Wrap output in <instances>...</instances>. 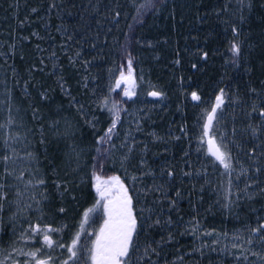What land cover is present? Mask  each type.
<instances>
[{
	"label": "rangeland",
	"instance_id": "374dc122",
	"mask_svg": "<svg viewBox=\"0 0 264 264\" xmlns=\"http://www.w3.org/2000/svg\"><path fill=\"white\" fill-rule=\"evenodd\" d=\"M55 1L61 42L56 45L49 33L51 25L45 24L49 43L46 48L38 47V55L42 59L44 53V72L55 76L66 102L57 109L58 114H63L58 122L53 125L55 121L48 117L45 123L51 132L48 145L61 140L60 163L55 170L53 159L50 160L53 173L41 167L30 146L34 134L31 138L20 134L11 142L18 156L0 161L12 165L10 172L4 166L0 175V235L11 223L8 237L15 245L11 247L13 254L0 253V262L36 264L25 254L37 251L33 248L37 240V257L47 255L49 264H91L88 249L105 216L97 205V183L90 180L94 143L88 132H94V137L105 125L110 95L119 90L130 93L126 95L130 106L119 117L109 151L114 177L124 181L121 184L132 200L137 221L128 264H145V251L153 248L157 234L166 224L170 228L176 225L175 232L185 227L191 216L190 207L195 200L200 201L199 195L208 188H221L226 199L234 197V205L239 203L233 213L238 232L249 229L256 241L264 242V27L257 25L264 19V0H214L212 13L220 11L215 17L209 12L206 16L211 21L200 30H209L206 36L213 40V47L209 39L201 41L203 33L199 29L171 16L182 0H161L137 37L134 61L138 75H123L124 79L117 72L118 46L129 20L148 0ZM257 15H261L259 20ZM195 16L200 24L202 18L198 13ZM232 16L238 18L232 26V37L214 36L216 28L226 29ZM248 26L254 32L249 37ZM254 27H258L257 31H253ZM184 29L187 34L194 32L183 37ZM233 43L240 49L236 57L231 51ZM207 51L211 52V59ZM216 65L220 74L208 83L205 76ZM68 78L79 87V94L73 95ZM126 79L128 87L121 86ZM217 83H222V87ZM153 91L160 94L156 99L151 98ZM193 92L198 99L192 98ZM217 96L222 97V102L213 114L209 135L205 136L204 125L217 105ZM42 100H46L45 93ZM210 139L230 156L229 168L208 155L205 143ZM44 144L42 140V153L48 148ZM100 184L105 187L103 182ZM92 208L97 210L86 218L85 213ZM36 227L54 229L48 233L53 247L44 243L43 232L32 231ZM77 236V256L69 259L68 247ZM244 237L246 234H239L235 239ZM139 248L143 253H139ZM261 256L259 253L253 257L248 251L247 259L254 258L251 264H264V260L258 262Z\"/></svg>",
	"mask_w": 264,
	"mask_h": 264
},
{
	"label": "trees",
	"instance_id": "16d2710c",
	"mask_svg": "<svg viewBox=\"0 0 264 264\" xmlns=\"http://www.w3.org/2000/svg\"><path fill=\"white\" fill-rule=\"evenodd\" d=\"M213 2L215 1L187 0L183 10L180 9L178 17L185 19L186 14L198 13L200 16L201 13H212ZM53 3L55 6L52 5ZM161 3V0H148L129 20L116 54L117 72L125 76L129 75V67H131V75H138V66L134 61L137 37ZM57 8L55 0H0V161L5 157L18 156L11 144L18 135L22 134L31 138L34 134L35 139L30 140V146L34 147L32 148L34 155L40 161L41 167L49 170L50 173H53L50 166L51 159H53L51 160L52 166L55 170L58 169L61 140L48 145L51 132L45 123L49 117V120L55 121L53 124L55 125L60 115H63L58 114L60 111L57 109L63 107L66 102L62 99L61 87L55 76L46 75L44 72L46 68H43L42 61L45 60V56H43L44 53L41 54V59L38 55L41 48L38 47L48 46L46 36L48 32L44 30L45 24L48 23L51 25L49 33L56 39V45L61 42L58 32L61 21L58 18ZM56 11L57 15H54ZM49 13L53 14L49 15ZM225 20L229 21V18ZM229 23L226 29L228 37L231 38L232 26L237 22ZM213 43L209 45L212 46ZM206 53L211 59V52ZM67 81L73 95L79 94V87L75 86L72 79L68 78ZM43 93L46 95V100H42ZM109 100V108L113 109L115 106L118 118L109 109L108 118L105 116L103 120L105 125L95 134L96 136L92 137L94 132H88V138H92L95 150L92 149L90 163L92 183L110 181L115 175L111 169L109 149L113 135L118 129L119 117L121 118L130 106V100L121 90L111 94ZM114 118L116 126L108 138L105 133L112 126ZM37 128L44 129L39 132ZM42 140L48 147L43 153L41 151ZM17 165L20 166L19 163ZM4 166H7L8 172L12 169L11 163L9 165L0 164V175H3ZM119 182L121 184L124 181L119 178ZM103 186L107 187L104 184ZM5 193L10 194L11 192ZM97 198L99 199L98 195H96ZM199 199L200 201L195 200L193 207H190L192 212L189 223L181 227L180 231L175 232L178 228L176 225L170 228L166 224L162 227L157 234V241L154 242L153 248L145 251L148 256H145V264H251L253 257L259 253L262 256L258 262L264 260V242L256 241L252 236V231H248L249 229H244L245 232H238V224L234 220L233 213L238 209L239 203L234 205V197L226 199L221 188L213 190L208 188L202 195H199ZM230 203L233 205L229 206ZM53 216L56 217L55 214ZM169 217L174 223L176 220L174 213H171ZM10 224L0 235L2 241L0 253H12L11 247L14 248L13 240L8 237V231L12 226ZM239 234L242 236L246 234V237L236 240ZM38 247H40L39 242L36 240L33 248L38 249ZM138 250L139 253H143V249ZM248 251L253 255L249 257L250 259H247ZM41 256V260L47 259V255L42 254ZM19 262H22L21 258Z\"/></svg>",
	"mask_w": 264,
	"mask_h": 264
},
{
	"label": "snow or ice",
	"instance_id": "6c2138e0",
	"mask_svg": "<svg viewBox=\"0 0 264 264\" xmlns=\"http://www.w3.org/2000/svg\"><path fill=\"white\" fill-rule=\"evenodd\" d=\"M235 32V29H233ZM231 51L233 56L236 57L239 54V45L233 43L231 46ZM131 76V67H129V77ZM121 79H124L123 74ZM120 81H117L119 85ZM125 95H130L129 92H125ZM152 96H158L159 93L153 91L150 93ZM192 98L194 100L199 97L195 92L192 93ZM217 105L213 107L212 112L208 115L207 123L204 125V135H209V128L213 121V114H215L217 108L219 107L220 102H222V97L217 96ZM118 118V113L113 109H110ZM116 126V119H113L112 126L108 129L105 136L110 138V134ZM103 139V138H102ZM210 152L211 155L215 157L226 169L230 167L231 158L224 151L221 150L219 146H215L214 141L209 140ZM5 160L8 158L5 157ZM171 175V173H169ZM99 178H97L98 180ZM104 185L111 184L112 187H101L100 183L96 185V191L99 195L97 200V205L103 208V213L105 216L104 223L99 229V232L95 234V240L92 243L90 249H88V257L91 261V264H128L130 259V247L133 241V234L137 228L136 217L133 215L132 200L128 195L127 189L124 188L119 182V178L112 177L110 181L103 182ZM97 209H89L85 213V217L89 218V213L95 212ZM63 211V209H61ZM261 228H264V225H261ZM32 231L35 234H41L43 232L44 243L53 247V241L49 237V232L54 231V229H48L47 231L40 229L39 227L33 228ZM253 231H258V229H253ZM79 236L77 239L73 240L71 246L68 247V252L71 254L69 259H72L77 256ZM63 247L64 245H59ZM40 249H37L36 252L26 253L25 255L31 256L36 260V264H49V260H41L37 257V253ZM50 259V258H49ZM2 264V262H0ZM64 264H68L67 261Z\"/></svg>",
	"mask_w": 264,
	"mask_h": 264
},
{
	"label": "bare ground",
	"instance_id": "6f19581e",
	"mask_svg": "<svg viewBox=\"0 0 264 264\" xmlns=\"http://www.w3.org/2000/svg\"><path fill=\"white\" fill-rule=\"evenodd\" d=\"M183 1V3L182 4H177V6H175L176 8L173 10V12H172V15L171 16H175L173 19H175L176 21H179V20H181V21H183L184 23H186L187 22V24L189 25V27H191L192 29H195V30H198L199 29V32L200 33H203V34H201L200 35V38H201V41L203 42V41H205V40H207V39H209V42L210 43H212V41L210 40L211 38H209V37H207L206 35L208 34V31L209 30H204V31H200V30H202L207 24H209L210 23V19L208 18V16L210 15V13H209V15L208 14H206V13H201V15H200V17L202 18V21L200 22V24H198L197 22H196V16H195V14L194 15H190V14H186L185 15V19L184 18H182V19H180L179 17H178V13H179V11H180V9L181 10H183L182 8H183V6L186 4V2H187V0H182ZM179 6H181V8L179 9ZM217 11H220V10H215L214 11V13H212L213 15H214V17L216 16V12ZM211 14V17H213V15ZM206 15H208V16H206ZM258 16V20L261 18V15H257ZM231 20H230V22H236V20H238V18H236V17H231L230 18ZM254 21H256V20H254ZM180 22V21H179ZM182 22V23H183ZM182 23L181 24H179L178 23V25H182ZM200 25V26H199ZM227 25V24H226ZM257 25L259 26V27H261V28H263L264 27V19H262V20H259V22L257 23ZM183 28V27H182ZM217 29V31H214V36H216L217 38H225V39H227L228 38V31H227V29H225V28H216ZM254 30L253 31H257V27H254L253 28ZM247 32H249L250 34H248L247 33V35H248V37L249 36H251V34L252 33H254V32H250V29H249V26L247 27ZM194 31H190V32H188V34H187V30L186 29H184V30H182L181 31V33H182V35H184L183 37H186V36H188V35H190V34H192ZM199 33V34H200ZM198 37V36H197ZM191 47H192V43L190 42V40L187 42V49H191ZM222 63V62H221ZM220 64V63H219ZM205 65V64H204ZM209 68H205V70H208ZM204 70V71H205ZM219 70V71H218ZM212 74H214V76H212ZM219 74H220V69H219V67L216 65V66H212L211 67V71L205 76V79H206V81L208 82V83H211L213 80H215L218 76H219ZM217 76V77H216ZM217 86H220V87H222L221 85H222V83H217L216 84ZM201 95H202V97L203 98H205V95H203V93L201 92L200 93ZM198 109H201V107H198L197 108V110Z\"/></svg>",
	"mask_w": 264,
	"mask_h": 264
},
{
	"label": "water",
	"instance_id": "95a60500",
	"mask_svg": "<svg viewBox=\"0 0 264 264\" xmlns=\"http://www.w3.org/2000/svg\"><path fill=\"white\" fill-rule=\"evenodd\" d=\"M120 85H121V86H125V87L127 86V87H128V85H129V79L124 80ZM151 98L156 99V96H152ZM210 140H212V139H210ZM212 141H214V140H212ZM214 143H215V146H217V144H216L215 141H214ZM205 146H206V149H207L208 154H209L212 158H215L214 156L211 155V152H210V145H209V140L206 141Z\"/></svg>",
	"mask_w": 264,
	"mask_h": 264
}]
</instances>
